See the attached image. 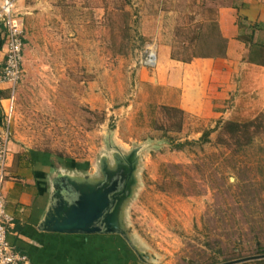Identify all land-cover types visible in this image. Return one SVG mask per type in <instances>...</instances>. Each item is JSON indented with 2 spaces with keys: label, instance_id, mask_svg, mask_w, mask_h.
<instances>
[{
  "label": "rangeland",
  "instance_id": "obj_1",
  "mask_svg": "<svg viewBox=\"0 0 264 264\" xmlns=\"http://www.w3.org/2000/svg\"><path fill=\"white\" fill-rule=\"evenodd\" d=\"M51 2L34 36L33 72L20 86L14 137L74 161L72 167L83 165L93 181H103L119 162L134 167L123 225L140 253L125 242L135 264H230L264 256V92L254 94L249 78L239 80L223 117L207 120L168 114L163 106L173 107L179 92L141 77L155 69L142 61L156 42L172 43V54L183 60L217 56L216 3ZM258 117L262 133L252 146L243 152L218 146L219 122ZM205 132L210 142L201 141Z\"/></svg>",
  "mask_w": 264,
  "mask_h": 264
},
{
  "label": "crops",
  "instance_id": "obj_2",
  "mask_svg": "<svg viewBox=\"0 0 264 264\" xmlns=\"http://www.w3.org/2000/svg\"><path fill=\"white\" fill-rule=\"evenodd\" d=\"M212 2L216 3L218 31L227 41L224 57L197 58L187 64L172 59V43L160 41L155 43L157 67L141 71L143 82L179 92L173 107L207 120L223 117L221 109L225 108L230 95L237 92L239 80H246L248 84L249 78L254 94L264 92V67L250 63L251 47L243 40L250 34L248 28L256 26L254 45L264 46V0ZM48 5H52L51 0H21L18 3V13L24 17L26 29L24 74L33 72V40L41 26L42 10ZM5 57V42L0 30V76ZM20 86L12 100L9 86L0 81V133L8 111L13 109L8 176L3 186L6 210L13 218L8 227L10 244L28 257V264H135L134 254L125 241L115 236L59 234L43 229L56 188L66 176H82L83 165L72 167L74 161L59 160L49 152L24 146L14 137V112Z\"/></svg>",
  "mask_w": 264,
  "mask_h": 264
},
{
  "label": "water",
  "instance_id": "obj_3",
  "mask_svg": "<svg viewBox=\"0 0 264 264\" xmlns=\"http://www.w3.org/2000/svg\"><path fill=\"white\" fill-rule=\"evenodd\" d=\"M108 167L101 182L83 174L78 178H63L62 185L52 196V205L42 227L59 234L117 235L140 254L132 247L129 232L123 225L126 206L135 186V169L125 162L117 163L116 168ZM263 259L261 256L230 264Z\"/></svg>",
  "mask_w": 264,
  "mask_h": 264
},
{
  "label": "built area",
  "instance_id": "obj_4",
  "mask_svg": "<svg viewBox=\"0 0 264 264\" xmlns=\"http://www.w3.org/2000/svg\"><path fill=\"white\" fill-rule=\"evenodd\" d=\"M21 0L0 2V30L5 42V64L0 76L1 83L7 84L15 99L17 89L24 79L25 19L18 13ZM142 64L156 68L158 57L155 44L147 45ZM13 109L11 108L0 133V264H28V257L17 252L8 239V227L13 223L6 210L4 183L8 176L9 143L12 138Z\"/></svg>",
  "mask_w": 264,
  "mask_h": 264
},
{
  "label": "trees",
  "instance_id": "obj_5",
  "mask_svg": "<svg viewBox=\"0 0 264 264\" xmlns=\"http://www.w3.org/2000/svg\"><path fill=\"white\" fill-rule=\"evenodd\" d=\"M217 27V24H216ZM249 30V36L247 35L246 39H243L245 42L248 43L251 47V54H250V63L257 64L264 67V46L262 48L257 47L254 45V35L257 30L256 26H250L248 28ZM219 32V31H218ZM219 38L221 40V52L217 56H192L189 60H183L178 57H175L172 54V59L176 61H180L183 63H192L194 59L197 58H218V57H224L227 52V41L221 36L219 32ZM163 109L168 112V114L174 115L175 113L184 116L186 113L178 108L175 107H168L163 106ZM262 121L263 117H258L254 121L247 122V123H239V122H219L216 129L217 131H220L219 137L217 140L218 146L229 148L231 151L234 152H243L248 147L252 146L254 144V141L258 135L262 133ZM182 121L179 122V130L182 128ZM202 142H210V133L205 132L201 138ZM184 144H179L177 150H182V147ZM258 264H264V260L258 261Z\"/></svg>",
  "mask_w": 264,
  "mask_h": 264
}]
</instances>
